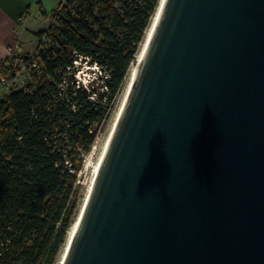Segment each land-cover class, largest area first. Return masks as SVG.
I'll return each instance as SVG.
<instances>
[{"label":"water","instance_id":"1","mask_svg":"<svg viewBox=\"0 0 264 264\" xmlns=\"http://www.w3.org/2000/svg\"><path fill=\"white\" fill-rule=\"evenodd\" d=\"M63 264H264V0H166Z\"/></svg>","mask_w":264,"mask_h":264},{"label":"trees","instance_id":"2","mask_svg":"<svg viewBox=\"0 0 264 264\" xmlns=\"http://www.w3.org/2000/svg\"><path fill=\"white\" fill-rule=\"evenodd\" d=\"M74 2L79 12L65 11L56 23L57 47L40 56L43 82L33 94L0 97V264H57L80 206L77 149L90 152L160 0H68ZM72 51L93 52L112 69L106 103L87 102L84 92L72 99L75 112L55 102L51 78Z\"/></svg>","mask_w":264,"mask_h":264},{"label":"built area","instance_id":"3","mask_svg":"<svg viewBox=\"0 0 264 264\" xmlns=\"http://www.w3.org/2000/svg\"><path fill=\"white\" fill-rule=\"evenodd\" d=\"M79 10V5L76 2L69 5L68 0H62L54 8L50 23L42 30L33 51L19 52V45H15L14 50L8 54L0 67L1 92L29 89V92L33 94V89L39 82H43L46 74L40 57L41 54L49 55L57 47L55 43L58 36L56 23L61 13L66 11L73 16ZM70 57V63L64 69L55 71L56 77L51 78L54 89L51 90L50 94L56 96L55 102L68 103L70 104L69 110L75 112L76 106L72 99H76L79 92H84L87 95V102L106 103L110 95L109 82L112 79V69L107 67L98 55L90 51L86 54L72 51ZM96 139L97 135L89 153H83L77 149L79 155L77 158L83 161L94 150Z\"/></svg>","mask_w":264,"mask_h":264},{"label":"crops","instance_id":"4","mask_svg":"<svg viewBox=\"0 0 264 264\" xmlns=\"http://www.w3.org/2000/svg\"><path fill=\"white\" fill-rule=\"evenodd\" d=\"M62 0H0V67L18 44L19 52H31L36 36L45 29ZM0 90V97L2 96Z\"/></svg>","mask_w":264,"mask_h":264},{"label":"bare ground","instance_id":"5","mask_svg":"<svg viewBox=\"0 0 264 264\" xmlns=\"http://www.w3.org/2000/svg\"><path fill=\"white\" fill-rule=\"evenodd\" d=\"M165 1L166 0H160V3H159V6L156 10V13L154 14V16L152 17V20L146 30V34H145V37H144V40L142 42V45L140 46V49H139V52L137 54V60L136 62H134L131 66V68L129 69V72H128V78H127V83H126V86L124 87L123 89V93L121 95V98H120V101H119V104H118V107H117V110L115 112V116H114V119H113V122H112V126H111V129H110V133L104 143V146H103V149L98 157V160H97V164H96V167H95V170H94V176H93V179L89 185V188H88V191H87V194L84 198V201H82V204L80 206V209H79V212H78V215L76 217V220L74 221V223L72 224L70 230H69V233H68V237H67V240H66V243L62 249V252L60 254V257H59V260H58V263L57 264H63V261L66 257V253L70 247V244L73 240V237H74V234L77 230V227H78V224H79V221H80V218L82 216V213L85 209V206L87 204V200L90 196V193H91V190L95 184V181H96V178L100 172V168L102 166V162L104 161V158L106 156V153H107V150L109 148V145H110V142L112 140V137H113V133L115 131V128L121 118V115H122V112L125 108V105H126V102L129 98V95H130V92H131V89L133 87V84L138 76V73H139V70H140V67L142 65V62H143V59L145 57V54H146V51H147V48L149 46V43L152 39V36H153V33H154V30L156 28V25L158 23V20L160 18V15H161V12H162V9L164 7V4H165ZM112 131V132H111ZM109 138V139H108Z\"/></svg>","mask_w":264,"mask_h":264},{"label":"rangeland","instance_id":"6","mask_svg":"<svg viewBox=\"0 0 264 264\" xmlns=\"http://www.w3.org/2000/svg\"><path fill=\"white\" fill-rule=\"evenodd\" d=\"M49 23H50V21L47 23L46 27L49 25ZM127 78H128V73H127L126 78H122L123 87H122L121 92L117 95L115 101L113 102V106L111 108L112 110H111V113L109 114V117L106 119V121L102 122V124H100L98 129H97V139L95 142L94 150L84 158V160L81 162V164L79 166V169L76 170V172H75L76 178H77L76 186H78V190H79L78 194H79L80 206L82 204V201H84V198L87 194L89 185L93 179L94 170H95V167L97 164L98 157H99V155L103 149L104 143H105V141H106V139L110 133V129H111L112 122H113V119L115 116V112L117 110L121 95L123 93V89L127 83ZM6 93H7V91H3L2 95H5ZM80 206H79V209H80ZM78 212H79V210H78ZM77 215H78V213H77ZM77 215H76V217H77ZM75 220H76V218H75ZM57 263H58V261H57Z\"/></svg>","mask_w":264,"mask_h":264}]
</instances>
